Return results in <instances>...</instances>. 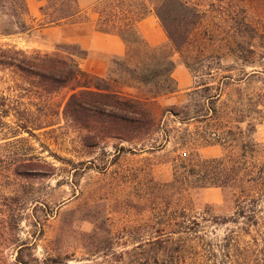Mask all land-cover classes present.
Instances as JSON below:
<instances>
[{
	"label": "rangeland",
	"instance_id": "obj_1",
	"mask_svg": "<svg viewBox=\"0 0 264 264\" xmlns=\"http://www.w3.org/2000/svg\"><path fill=\"white\" fill-rule=\"evenodd\" d=\"M25 1L22 29L0 0V31L12 34L0 36V45L50 54L57 45L74 44L69 27L40 29L44 1ZM98 1L80 6L84 14L67 24L89 22L116 4ZM145 1L142 13L154 19L137 34L146 44L150 27L166 34L154 10L147 13L160 0ZM182 1L190 11L172 6L163 13L179 47L167 37L148 46L126 34V56L109 63L111 87L140 101L154 117L156 128L148 136L130 143L84 142L87 133L63 119L67 91L50 97L46 109H31L48 127L28 134L17 129L13 115L0 118V264H16L18 256L27 264H101L97 247L109 238L128 240L124 230L130 227L166 221L177 209L228 218L244 193L264 210V0ZM137 2L122 0L123 10ZM133 16L132 23L140 18ZM167 60L174 65V82L165 76ZM186 104L179 117L167 112ZM185 115L198 120L183 121ZM219 158L224 162L218 166L200 164ZM21 164L32 167L18 176L11 167ZM190 169L195 176L204 170L237 182L223 188L187 185L183 174Z\"/></svg>",
	"mask_w": 264,
	"mask_h": 264
},
{
	"label": "trees",
	"instance_id": "obj_2",
	"mask_svg": "<svg viewBox=\"0 0 264 264\" xmlns=\"http://www.w3.org/2000/svg\"><path fill=\"white\" fill-rule=\"evenodd\" d=\"M40 1L45 2L40 10V29L71 23L84 14L77 0ZM109 1L111 0H99L97 5H105ZM114 1L116 4L112 7L96 12V29L102 33L117 35L126 46V34L134 38L133 35L136 34L135 39H140L139 43L145 44L137 34V29L140 20L145 18L142 12L146 1L138 0L136 6H129L130 11L123 10L122 0ZM1 2L4 10L10 9L14 26L18 28L20 25L22 29H26L23 22V17L28 15L26 1ZM172 6L181 12L190 11L187 3L182 0H160L159 5L149 9L147 13L154 10L168 40L179 47L178 35H173L163 14ZM130 15H139L140 18L132 23L128 19ZM179 19L182 20V17ZM113 20L122 21L124 26L116 28ZM132 28L135 30L130 31ZM10 35L9 31H0L1 37ZM185 36L182 34L179 39ZM85 58L86 53L76 44L57 45L50 54L0 45V118L13 115L17 129L28 134L32 128L40 130L48 127L50 123L36 120L30 115L31 109H46L50 97L67 91L63 106L60 105L62 116L65 121L76 124L87 133L84 142L109 138L130 143L151 134L156 128V122L150 111L140 101L114 90L110 85L109 74L99 78L82 71L80 62ZM111 61L115 62L116 58ZM165 65V76L174 82L171 77L173 62L167 60ZM127 73L134 75L133 71L128 70ZM137 77L142 82H148L146 78L139 75ZM4 92L8 94L7 98L2 96ZM188 107L189 104L181 109L172 107L167 112L179 117ZM192 119L198 120V116L185 115L182 120ZM223 162L224 159L219 158L203 160L200 164L204 168L207 164L218 166ZM30 167V164L13 165L11 170L13 168L12 171L18 176H23ZM192 170H186V174H183L187 185L199 182L200 188H223L237 182V178L229 180L211 171L206 173L203 170L201 175L195 176ZM193 178L199 181H194ZM222 229L219 235L218 231ZM147 230L153 233L142 235ZM124 231L128 233V240L109 238L97 247L96 254L100 253L101 264H264V210L256 198H248L245 193L237 199L234 212L228 218L212 216L208 212L196 217L187 214L184 209H177L166 221H159L155 225L145 223ZM135 233L138 234L136 238L129 237ZM15 261L16 264H27L20 256Z\"/></svg>",
	"mask_w": 264,
	"mask_h": 264
},
{
	"label": "crops",
	"instance_id": "obj_3",
	"mask_svg": "<svg viewBox=\"0 0 264 264\" xmlns=\"http://www.w3.org/2000/svg\"><path fill=\"white\" fill-rule=\"evenodd\" d=\"M96 0H78L82 8L92 5ZM151 18L148 16L141 20L138 28L142 30L145 24H151ZM96 19H91L89 22L78 24H63L54 26L50 29H59L62 27H69L75 32L69 40L76 44L82 51L86 53V58L80 62V68L87 74L95 77L104 78L108 75L109 63L114 58H124L128 52V48L124 41L115 34H108L99 32L96 29ZM146 30V29H145ZM146 35V44L148 46H157L166 40L161 31L153 30L151 27Z\"/></svg>",
	"mask_w": 264,
	"mask_h": 264
}]
</instances>
